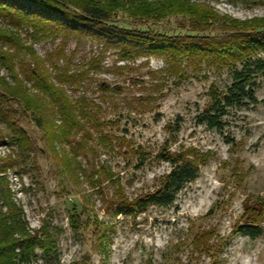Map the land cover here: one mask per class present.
Wrapping results in <instances>:
<instances>
[{
	"label": "rangeland",
	"instance_id": "374dc122",
	"mask_svg": "<svg viewBox=\"0 0 264 264\" xmlns=\"http://www.w3.org/2000/svg\"><path fill=\"white\" fill-rule=\"evenodd\" d=\"M61 1L74 9L81 0ZM92 1L108 10L110 24L127 30L182 35L189 17L203 15L214 35L264 28V0ZM164 1L170 15H142L148 5L164 13ZM2 9L0 79L41 111V127L31 116L17 121L28 153L10 141L0 119V178L30 234L48 236L52 247L47 256L36 251L33 264H264V74L255 78L256 103L228 109L221 130L210 129L197 115L210 89L230 84L226 69L82 25L30 16L12 24ZM23 69H37L44 85ZM45 85L59 95L45 93ZM58 96L79 110L72 126L58 121ZM168 154L189 159L197 177L168 207L116 214L121 201L159 185ZM242 224L259 226L261 235L238 233Z\"/></svg>",
	"mask_w": 264,
	"mask_h": 264
},
{
	"label": "trees",
	"instance_id": "16d2710c",
	"mask_svg": "<svg viewBox=\"0 0 264 264\" xmlns=\"http://www.w3.org/2000/svg\"><path fill=\"white\" fill-rule=\"evenodd\" d=\"M21 1H25L32 7L12 0H0V8H3L7 16L15 21L12 24H25L27 17L30 16L36 21L55 22L58 26L61 24L71 28L82 25L100 31L109 37L120 36L125 41L135 40L147 45L152 52L165 55L176 51L188 57L200 56L211 62L214 67L226 69L230 73V84L221 91L216 88L210 89L209 104L197 115L198 123L204 124L207 128L221 130L222 118L227 114L228 109L256 103L255 78L259 74H264V28H242L214 35L212 31L205 29L206 17L203 15V19L189 17L190 25L184 29L186 34L168 36L151 30L141 32L112 25L110 23L113 19L110 18L108 10L92 0L74 2V9H69L61 0ZM165 4L169 2L164 1V13L160 9H151L148 5L142 10V15L153 20L165 18L171 14L167 10L171 8V5L165 7ZM11 9L14 10V14L10 13ZM10 59L11 57H8L6 61ZM9 66L12 67V63ZM20 73L23 75L28 73L29 79L34 80L36 84L44 85L37 69L27 71L23 69ZM11 80L18 86L19 80L14 74ZM0 86L3 88L0 93V102L5 104L0 107V119L12 134L10 141H13L20 151L28 153L29 138L17 121L21 116H31L36 125L41 127L40 107L18 88L6 84L1 79ZM43 90L45 93L52 91L53 94L59 95L58 90L52 89L49 85H45ZM57 101L60 104L55 113L58 115L62 128H65L70 124V120L76 117L73 112L79 115V110L67 103L62 96H58ZM9 102L18 104L12 107ZM52 137L53 134H50L49 138L52 139ZM161 158L169 164L170 168L159 185L151 192L136 198L132 203L121 201L116 206V214H132L148 206L168 207L183 186L197 177V167L189 159H184L179 154L163 155ZM22 216L21 208L12 202L9 190L0 178V264H33L36 251L47 256L52 250V247H49V237L44 234L39 237L36 234H30ZM237 230L238 233L251 239L261 235V229L256 225L242 224L237 227Z\"/></svg>",
	"mask_w": 264,
	"mask_h": 264
}]
</instances>
